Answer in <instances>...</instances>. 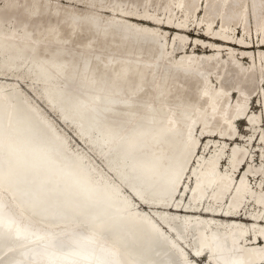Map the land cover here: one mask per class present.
Here are the masks:
<instances>
[{
	"label": "bare ground",
	"instance_id": "bare-ground-1",
	"mask_svg": "<svg viewBox=\"0 0 264 264\" xmlns=\"http://www.w3.org/2000/svg\"><path fill=\"white\" fill-rule=\"evenodd\" d=\"M32 2L0 0V127L15 149L11 168L0 150V264H264V111L247 108L264 104V0H41L45 20L91 17L59 44L20 23ZM44 133L92 199L37 198L42 180L75 190L80 171L42 151Z\"/></svg>",
	"mask_w": 264,
	"mask_h": 264
},
{
	"label": "snow or ice",
	"instance_id": "snow-or-ice-1",
	"mask_svg": "<svg viewBox=\"0 0 264 264\" xmlns=\"http://www.w3.org/2000/svg\"><path fill=\"white\" fill-rule=\"evenodd\" d=\"M10 6L19 7V5L16 3H12ZM25 7L27 9L28 15L23 20H20V23L34 24L37 28L40 27L41 23H43V38L46 41L57 44L67 43L68 41H71L77 30L91 20V17L83 15L73 18L71 23H68L67 20L61 21L60 19H56L55 21H52L51 19L45 20L43 18L42 12L44 5L41 0H33L30 5H27ZM65 24H67V27H64L63 31H61L62 26ZM3 55L7 56V53L5 52L3 53ZM37 72L38 74L43 75L47 72V69L43 65H38ZM5 74L7 73L5 72ZM39 143L41 145L42 151L45 154L55 153L61 155L67 161V168L80 169V171L78 174L79 179L76 181L75 190H61L51 181L42 180L37 185L35 190L37 198L39 200L57 201L62 200L66 197H83L85 199H92L94 196V187L88 172L83 167H81V163L79 160L67 155L66 149L64 148L63 143L60 141V139L58 137L50 135L49 133H44L39 137ZM0 150L6 151V162L8 164V167L11 168L13 165L11 154L15 151L12 129H5L3 127H0ZM130 167L132 168L134 173H139V175L136 177L138 181L141 179L146 181L148 177L152 175V171L147 168V166L141 165L139 162H137L135 158L131 159Z\"/></svg>",
	"mask_w": 264,
	"mask_h": 264
},
{
	"label": "rangeland",
	"instance_id": "rangeland-1",
	"mask_svg": "<svg viewBox=\"0 0 264 264\" xmlns=\"http://www.w3.org/2000/svg\"><path fill=\"white\" fill-rule=\"evenodd\" d=\"M196 26H198V25H196ZM205 26V25H204ZM193 27H194V25H192V29H193ZM239 27H241L242 28V30L240 29V37L243 35V33H242V31H243V27L242 26H240L239 25ZM249 27L251 28L252 27V30L254 31V33H255V18H254V16L253 15H249ZM205 29H206V27H204V31H205ZM251 30V29H250ZM198 29H196L194 32H196L197 34H198ZM195 33V34H196ZM167 34L169 35L170 34V32L168 31L167 32ZM175 35V33H172V38H173V36ZM195 40L193 39V42H194ZM199 43H201V45H202V47H204L203 46V43L201 42V41H198ZM209 42H206V44H208ZM209 48H212V46L211 45H209L208 46ZM228 50H229V48H228ZM223 52L226 54V57H227V55H229V54H227V49H223ZM181 55V53L179 54V56ZM240 56H242V54H241V52H240ZM249 59H251V57H248ZM244 64H248L247 62H245ZM263 68H264V65H263ZM218 81V79H216L215 78V81ZM257 81H255V83H256ZM23 83V87L28 91V89L30 88V90H33L31 87H30V85L29 84H27L25 81L24 82H22ZM262 83H264V81L262 82ZM234 92V91H233ZM233 92H231V93H233ZM34 94H36L35 92H33ZM230 93V94H231ZM237 92H236V97H237ZM32 95V94H31ZM37 95V94H36ZM38 96V95H37ZM32 97H33V95H32ZM39 97V96H38ZM252 99H255L254 101H252ZM249 102L247 103L248 104V110L249 109H253V110H255L256 112H258L259 114H261V112H262V109H263V111H264V104H263V102L261 103V101H260V103H259V98L258 97H256V98H253V97H251V98H249ZM40 102V104L41 105H43V107L47 110V112L49 113V114H51L57 121H58V124H59V126H61V127H64V128H66V130L70 133V137H71V139H72V143L74 144V145H76V143H77V140H76V132L73 130V128L72 127H70L68 124H66V123H64V124H62L60 121H59V115H57L56 113H54L52 110H50V111H52V113L47 109V107L43 104L44 102H43V100H40L39 101ZM257 105H259V106H257ZM253 106V107H252ZM49 107V106H48ZM250 107V108H249ZM252 107V108H251ZM248 112V111H247ZM243 115H245V118H249V116L247 117V114H245V112L241 115V117L243 116ZM239 116V115H238ZM241 117L240 118H238V119H236L237 121L235 122V126L237 127V129L238 130H243L244 132H246V130L247 129H250L251 128V123H250V121H249V124L248 123H245L244 121H246L245 119H243V120H241ZM249 120V119H248ZM61 121H63V120H61ZM247 122V121H246ZM264 122V121H263ZM246 124H248V126L246 127ZM263 126H264V124H263ZM262 126V127H263ZM241 138V137H240ZM255 141V138L253 139V141L252 142H254ZM256 142H258V140H256ZM257 149H259V148H257ZM253 157H255V158H258L259 160H261V158H262V154H261V151L260 150H253V152H252V154H251V157H250V159H253ZM225 159H227L226 158V156L225 157H223V162L222 163H224V161H225ZM246 159H247V156L243 159V163L246 161ZM256 161H257V159H256ZM243 163H242V165H243ZM241 167V166H240ZM261 236V235H260ZM262 237V236H261ZM262 239H263V237H262ZM202 262H205V260L203 259L202 260Z\"/></svg>",
	"mask_w": 264,
	"mask_h": 264
},
{
	"label": "water",
	"instance_id": "water-1",
	"mask_svg": "<svg viewBox=\"0 0 264 264\" xmlns=\"http://www.w3.org/2000/svg\"><path fill=\"white\" fill-rule=\"evenodd\" d=\"M28 130H29V129H28ZM29 131H31V130H29ZM32 131H33V130H32ZM23 142H24V141H23ZM45 163H46V162H44V163H42L41 165H39L38 168H43V170H47V169H48V163H47V164H45ZM58 184H59V186H57V184H56V186H57L59 189L63 190L64 188H63V183H62V181H59ZM58 203L61 204V201L59 200Z\"/></svg>",
	"mask_w": 264,
	"mask_h": 264
}]
</instances>
